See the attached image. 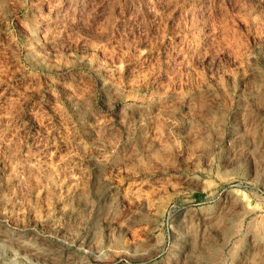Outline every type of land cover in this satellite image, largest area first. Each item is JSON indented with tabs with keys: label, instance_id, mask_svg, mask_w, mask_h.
<instances>
[{
	"label": "rangeland",
	"instance_id": "1",
	"mask_svg": "<svg viewBox=\"0 0 264 264\" xmlns=\"http://www.w3.org/2000/svg\"><path fill=\"white\" fill-rule=\"evenodd\" d=\"M0 264H264V0H0Z\"/></svg>",
	"mask_w": 264,
	"mask_h": 264
}]
</instances>
